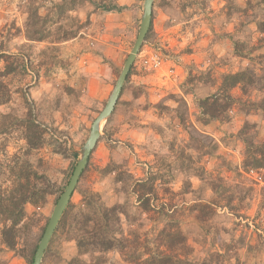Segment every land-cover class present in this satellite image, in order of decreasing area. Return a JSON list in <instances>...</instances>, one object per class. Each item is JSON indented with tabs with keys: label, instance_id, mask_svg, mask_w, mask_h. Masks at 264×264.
I'll return each instance as SVG.
<instances>
[{
	"label": "rangeland",
	"instance_id": "374dc122",
	"mask_svg": "<svg viewBox=\"0 0 264 264\" xmlns=\"http://www.w3.org/2000/svg\"><path fill=\"white\" fill-rule=\"evenodd\" d=\"M261 1L154 0L149 31L42 264H128L116 251L77 256L72 227L82 200L91 196L120 207L121 234L131 240L134 232L141 240L156 239L171 218L192 250L180 253L186 263L264 264V170L243 167L245 142L264 141V118L251 106L263 99L264 90L252 86L244 95L232 90L235 104L225 120L204 124L198 106L206 96L221 94L222 76L231 68L264 75ZM143 2L0 0V56L5 60L0 70L5 64L9 70L0 80L8 95L0 105V163L13 167L18 157L27 160L37 188L47 191L42 202L23 207L16 237L8 235L13 249L3 243L0 225V264H32L91 124L132 49ZM34 11L48 20L50 37L44 42L25 38V23ZM236 16L235 23L231 17ZM230 24L233 35L225 33ZM222 37L220 48L230 52L219 57L214 46ZM57 38L63 40L53 43ZM201 39L208 44L205 55L186 64ZM153 51L162 60L158 71L143 63ZM32 123L43 132V143L28 151L25 137L34 139ZM1 172L5 181L8 172ZM141 181L149 186L136 191ZM142 196L159 209L167 204L170 218L155 210L142 213Z\"/></svg>",
	"mask_w": 264,
	"mask_h": 264
},
{
	"label": "trees",
	"instance_id": "16d2710c",
	"mask_svg": "<svg viewBox=\"0 0 264 264\" xmlns=\"http://www.w3.org/2000/svg\"><path fill=\"white\" fill-rule=\"evenodd\" d=\"M261 4L264 5V0L261 1ZM57 8L58 10L61 9L60 6ZM47 23V18L39 16L35 11L28 14L25 23L26 40L30 42H44L49 39L50 31L47 30ZM260 25L264 26L262 23ZM260 29L258 27V30L262 32L263 30ZM60 40L63 39L57 38L53 43H58ZM0 60H3L5 63L4 56H0ZM8 75L9 70L5 64L4 70H0V80ZM255 76L248 69L224 74L222 76L221 94L199 101L198 106L203 123L208 124L213 120H225L227 118L228 112L235 104V99L230 93L232 90L240 89L243 95L247 92V88L252 86H257L259 90H264V75L260 78ZM7 100V92H3V87H1L0 105L5 104ZM251 106L256 107L255 111L261 113L264 118V97L257 103H251ZM31 129L34 131V139L31 140V136L25 137L28 151L38 150L43 143L44 134L39 126L32 123ZM245 145L246 153L243 167L250 168L253 171L264 170V141L256 145L247 140ZM24 155L23 153L22 156ZM7 167L8 169H6ZM2 168L7 170L8 176L5 181H0L1 235L3 243L9 249H13L15 245L13 239L17 235V227L24 216L23 207L26 204L35 205L42 202L47 191L44 188H37L38 185L34 182L36 173L27 160H20V157H18V162L13 167H3L0 163V176L5 175V173L1 172ZM7 183L9 186H4ZM147 186H149L147 181L137 182L135 184L137 190H135L138 191ZM139 201L142 202V206L140 207L142 213L147 214L149 211L155 210L158 216L170 218L167 215L169 209H165L167 204H162L159 209L158 206L151 205L148 198L144 199L142 196V198L139 197ZM155 211L151 213L155 215ZM170 211L174 213L172 209ZM120 215H124L120 207H107L97 196L85 197L82 200L81 209L77 216L78 220H76L72 227L77 256L81 257L89 253L102 255L116 251L122 260L128 264H196V262L186 263V261L182 260L181 251L186 250V255H189L192 250L187 246L184 235L178 227L170 224L171 218H167V220L169 219L168 222H165L167 226L159 230L156 239L155 235H152L151 238L147 239L143 237L141 240L139 235L134 234V232L133 240H131L129 237L121 234ZM62 219L59 221L58 226L62 222ZM9 234H13L12 240L8 239ZM201 264L209 263L202 262Z\"/></svg>",
	"mask_w": 264,
	"mask_h": 264
},
{
	"label": "water",
	"instance_id": "95a60500",
	"mask_svg": "<svg viewBox=\"0 0 264 264\" xmlns=\"http://www.w3.org/2000/svg\"><path fill=\"white\" fill-rule=\"evenodd\" d=\"M154 0H144L142 15L140 19V25L137 37L134 41L132 49L128 54L124 65L120 71V74L116 80L115 86L104 106L102 111L98 114V116L94 119L91 124L89 136L86 142L83 145V148L80 152V157L76 162V165L73 169V172L70 176V179L64 188L62 194L59 196L45 227V230L40 238V241L37 245L32 264H42V260L45 254V251L49 245V242L55 233V230L61 220L73 193L78 185V182L81 178L82 173L84 172L90 154L94 149L97 141L100 137L101 125L105 122L110 115L112 114L115 105L121 95L123 86L126 82L127 76L130 72L131 66L133 65L135 58L142 46V43L145 40V37L149 31L152 17V9H153Z\"/></svg>",
	"mask_w": 264,
	"mask_h": 264
},
{
	"label": "crops",
	"instance_id": "0c3cea01",
	"mask_svg": "<svg viewBox=\"0 0 264 264\" xmlns=\"http://www.w3.org/2000/svg\"><path fill=\"white\" fill-rule=\"evenodd\" d=\"M156 1V0H155ZM236 19H240L239 17H234V18H232L231 17V20L232 21H235V23H236ZM160 22V21H159ZM226 32L225 33H228V34H230V35H233V33L236 31L235 30V28H234V26L232 25L231 26V24L229 25V28H227V30H225ZM204 33H207V31H204L203 32V34ZM202 34V35H203ZM226 38H230V36L228 35ZM205 39H207V38H205ZM205 39H201L200 41H198V43H195V45H192V49H193V53L192 54H190V57H189V59H187V61H185V63L186 64H188V65H192V64H194V63H197L199 60H201L202 59V57L205 55V53H206V48L208 47V44H206V43H204V41H205ZM222 41H220V43H216V45L214 46V49H216V47L218 48V52H219V50H220V52H219V57H224V55L226 54V53H228V51L230 52V49H228L227 48V52L226 51H224V50H222L220 47H221V44L222 45H224V43H223V41L224 40H226L225 39V37H222V39H221ZM183 67H185L184 65H183ZM234 71L235 70H232V68H231V71H227V72H225V73H229V72H231V73H234ZM201 88H204V87H201ZM199 94V93H198ZM197 94V95H198ZM207 97H210V96H206L205 98H207ZM200 98H203V97H200ZM247 115V114H246ZM247 116H252V115H247Z\"/></svg>",
	"mask_w": 264,
	"mask_h": 264
},
{
	"label": "built area",
	"instance_id": "2783aa9c",
	"mask_svg": "<svg viewBox=\"0 0 264 264\" xmlns=\"http://www.w3.org/2000/svg\"><path fill=\"white\" fill-rule=\"evenodd\" d=\"M144 65L152 71H158L162 67V60L160 54L157 51L149 53L148 57L144 60Z\"/></svg>",
	"mask_w": 264,
	"mask_h": 264
}]
</instances>
